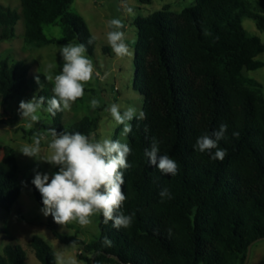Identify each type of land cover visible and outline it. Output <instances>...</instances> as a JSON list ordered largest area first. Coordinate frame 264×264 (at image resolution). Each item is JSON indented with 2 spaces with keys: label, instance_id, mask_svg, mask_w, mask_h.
<instances>
[{
  "label": "trees",
  "instance_id": "obj_1",
  "mask_svg": "<svg viewBox=\"0 0 264 264\" xmlns=\"http://www.w3.org/2000/svg\"><path fill=\"white\" fill-rule=\"evenodd\" d=\"M73 1L20 0L21 12L0 3V43L16 37L23 19L24 47H45L56 42L45 27L59 20L63 42L84 43L92 55L96 39L85 19L68 11ZM244 18L263 29V0H195L180 12L164 7L135 18L134 88L144 97L145 119L130 122L131 167L122 170L126 200L120 210L132 215V223L117 229L100 215L99 236L90 242L52 226L61 243L81 248L79 258L87 264H244L249 246L264 239V97L244 77L245 71L263 67L257 56L264 42L248 34ZM29 71L10 54L0 58L1 105L21 94ZM249 84L260 86L253 80ZM52 95L41 88L37 97H45L47 106ZM50 116L52 123L42 127L48 134L56 129L86 135L97 124L84 116L66 127L62 112ZM221 123L228 125L218 142L226 150L222 161L211 159L216 149L201 153L194 148L199 136H211ZM153 138L160 154L177 162L176 175L162 174L148 162L144 153ZM20 168L12 148L2 147L0 207L7 211L23 190ZM163 188L170 198H161ZM29 246L40 264H56L42 237H31ZM0 264H26L22 246L6 244Z\"/></svg>",
  "mask_w": 264,
  "mask_h": 264
},
{
  "label": "rangeland",
  "instance_id": "obj_2",
  "mask_svg": "<svg viewBox=\"0 0 264 264\" xmlns=\"http://www.w3.org/2000/svg\"><path fill=\"white\" fill-rule=\"evenodd\" d=\"M249 1L255 3L258 0ZM0 3L19 12L22 10L20 0H0ZM194 3L195 0H74L68 11L82 16L96 39L93 54L86 53L94 63L95 74L85 86V95L76 100L70 110L62 112V124L67 127L88 116L96 119L97 124L86 135L94 134L97 140L111 138L127 143V136L121 135L123 125H117L105 109L116 103L120 105L121 112L129 106L135 107L138 112L143 111L144 97L134 88L135 43L138 38L134 20L138 16L146 17L164 7L173 12H180ZM128 9H132L131 13ZM113 18L120 19L124 25L122 31L125 32V43L130 55L123 58L116 57L107 43L106 33L109 31L107 24ZM243 25L249 35L258 36L264 42V28H258L255 20L244 18ZM16 30V37L13 40L0 43V58L10 54L13 59L28 64L30 71L27 84L20 95L4 106L1 105L0 95V155L2 147L12 148L20 163L19 176L23 190L10 211L0 207V254L6 244L14 241L24 249L26 264H40L34 250L29 246L31 237L38 235L51 247L56 264H87L79 258L82 253L81 248L76 244L61 243L54 236L52 226L66 235H76L90 242L99 236L100 215L93 216L90 224L81 226L76 222L59 225L51 215L43 214L44 206L35 198L31 181L37 172L51 176L58 171L57 167L43 161L50 155L48 144L52 137L42 127L52 123V118L50 113L44 110L47 106H43L38 111L40 117L38 122L21 120L18 111L20 101H29L34 96L37 97L41 88H46L50 94H53V83L47 81L45 75L58 74L62 69L63 59L59 48L68 44L63 42L64 29L59 20L47 25L46 35L56 42L35 50H28L23 45L25 30L23 19L18 22ZM104 47H108L107 52ZM257 59L264 63V51L257 56ZM49 64L53 65L51 71ZM37 76H39V84L36 83ZM244 77L246 85L259 89L264 97V65L258 69L245 71ZM252 80L258 82L260 86L249 84ZM93 98L100 101V106L96 109L90 106ZM36 137L40 138L38 157L30 158L19 152L23 146L33 144ZM247 264H264V239L252 246Z\"/></svg>",
  "mask_w": 264,
  "mask_h": 264
},
{
  "label": "clouds",
  "instance_id": "obj_3",
  "mask_svg": "<svg viewBox=\"0 0 264 264\" xmlns=\"http://www.w3.org/2000/svg\"><path fill=\"white\" fill-rule=\"evenodd\" d=\"M131 13L132 9H128ZM109 31L106 33L107 43L112 52L118 58L130 55L129 48L125 43L126 35L122 31L124 25L120 19L113 18L108 21ZM90 38L88 44L93 43ZM63 59L62 69L58 74L45 75L46 80L53 83L51 99L47 100L44 109L53 117L58 112L71 109L72 104L85 95V86L93 79L95 66L92 59L86 54L87 46L84 43H68L59 48ZM49 70L53 68L49 64ZM39 84V76L36 78ZM45 97L34 96L29 101H20L19 114L21 120L38 122V111L44 106ZM90 106L96 109L100 106L98 99H91ZM110 113L117 125H123L122 136H127L132 131L130 123L134 118L145 119V113L132 106L123 112L120 105L113 103L105 109ZM31 126V124H29ZM228 130L226 123H221L218 130L212 135L199 136L194 148L201 152H209L216 149L211 159L223 160L226 150L218 147V142L225 138ZM148 129L145 127V132ZM52 139L48 144L50 155L43 161L58 168V171L49 174L37 172L32 184L42 196L45 216L51 215L59 225L76 222L81 226L91 223L95 215H102L104 222L111 221L117 229L127 228L132 223V215H125L120 210L126 200L122 186L124 184L123 171L131 165L128 157L131 148L127 143L120 140L104 138L97 140L94 134L85 135L80 132L58 133L56 129H49ZM233 132V136H238ZM24 156L36 158L40 154V138H34L33 144L25 145L20 150ZM148 162L155 166L162 174L176 175L177 162L167 154H160L159 142L154 138L151 148L145 149ZM159 195L161 198H170L167 188H163ZM106 244L111 241L105 238Z\"/></svg>",
  "mask_w": 264,
  "mask_h": 264
},
{
  "label": "water",
  "instance_id": "obj_4",
  "mask_svg": "<svg viewBox=\"0 0 264 264\" xmlns=\"http://www.w3.org/2000/svg\"><path fill=\"white\" fill-rule=\"evenodd\" d=\"M252 246L253 245H250L249 248H248V252H247V256H246V260L244 262V264H247L248 262V259H249V256H250V253H251V249H252ZM118 262H120V259L118 257H114ZM92 264H95V262L93 261Z\"/></svg>",
  "mask_w": 264,
  "mask_h": 264
}]
</instances>
